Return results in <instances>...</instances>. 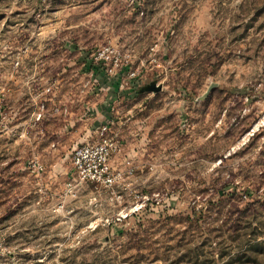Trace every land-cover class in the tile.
Instances as JSON below:
<instances>
[{"label":"rangeland","instance_id":"374dc122","mask_svg":"<svg viewBox=\"0 0 264 264\" xmlns=\"http://www.w3.org/2000/svg\"><path fill=\"white\" fill-rule=\"evenodd\" d=\"M0 264H264V0H0Z\"/></svg>","mask_w":264,"mask_h":264},{"label":"built area","instance_id":"2783aa9c","mask_svg":"<svg viewBox=\"0 0 264 264\" xmlns=\"http://www.w3.org/2000/svg\"><path fill=\"white\" fill-rule=\"evenodd\" d=\"M116 147V143L106 138L99 142H86L78 146L71 157L75 170L72 180L76 182L101 180L107 185L112 184L114 176L107 172V161Z\"/></svg>","mask_w":264,"mask_h":264},{"label":"water","instance_id":"95a60500","mask_svg":"<svg viewBox=\"0 0 264 264\" xmlns=\"http://www.w3.org/2000/svg\"><path fill=\"white\" fill-rule=\"evenodd\" d=\"M152 89L158 90L160 88L156 87V86H152Z\"/></svg>","mask_w":264,"mask_h":264}]
</instances>
